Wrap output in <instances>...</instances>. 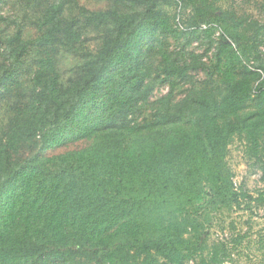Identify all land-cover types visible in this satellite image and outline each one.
I'll return each instance as SVG.
<instances>
[{
    "label": "trees",
    "instance_id": "trees-1",
    "mask_svg": "<svg viewBox=\"0 0 264 264\" xmlns=\"http://www.w3.org/2000/svg\"><path fill=\"white\" fill-rule=\"evenodd\" d=\"M124 1L143 9L91 14L102 34L95 50L82 46L80 24L69 19L63 0L49 3L33 22L42 30L39 47L81 67L68 84L41 89L18 109L9 143L48 150L97 141L46 162L40 152L19 160L0 140V264H170L204 252L199 213L207 197L233 195L226 162L232 140L264 133V81L253 94L258 76L242 63L264 45V24L193 0L191 24L221 21L230 28L216 42L209 80L175 102L174 84L188 81L195 67L166 57L150 78L142 60L162 28L157 0ZM28 45L22 43L16 59ZM17 68L14 61L0 70V92L15 82ZM216 72L223 81L214 90ZM157 79L171 83V92L138 123ZM252 101L260 108L245 111ZM192 115V126H182ZM110 132H135L139 140L116 142Z\"/></svg>",
    "mask_w": 264,
    "mask_h": 264
},
{
    "label": "rangeland",
    "instance_id": "rangeland-1",
    "mask_svg": "<svg viewBox=\"0 0 264 264\" xmlns=\"http://www.w3.org/2000/svg\"><path fill=\"white\" fill-rule=\"evenodd\" d=\"M59 1L61 0H0V70L14 61L18 64L17 79L9 89H2L0 92V140L10 145L15 158L19 160L40 152L43 161L47 162L48 159L82 151L97 141L96 138H90L68 142L60 148L48 150H40L32 143L8 141L18 109L29 104L41 89L51 91L55 85L68 84L81 67V61L49 47L41 48L36 42L42 30L33 24L34 20L49 3ZM63 1L69 19L80 24L82 46L90 50L97 49L102 38L100 29L90 20L93 12L133 14L143 9L124 0ZM209 2L213 9H219L223 13L233 12L239 18L264 24V0ZM157 4L162 21V28L158 32L159 40L148 47L142 61L146 63L150 78H157L160 72L158 70L166 57L169 62L177 61L181 65L195 67L189 71L191 78L188 81L174 84V101L179 102L189 88L194 85L203 86L209 80L216 62V42L222 36L226 37V29L230 26L221 21L191 24L193 0H157ZM18 35L21 40L17 38ZM22 43L29 45L23 56L16 59L15 54L17 55ZM242 61L247 68H244L245 71L258 76L253 83L254 94L264 81V70L259 67L264 62V45H260L259 51L243 56ZM158 80L150 102L145 107L146 111L136 118L138 123L150 118L158 106L156 103H161L171 92V83L159 84ZM221 81V72H216L211 82L214 90L222 86ZM259 108L252 101L245 111H256ZM192 119L193 115L186 117L182 126L191 127ZM112 135L116 142L120 140L127 145L131 140H139L135 132ZM226 162L232 174L233 195L223 199L212 195L217 200L207 197L204 209L199 213L203 221L201 233L207 237V249L170 264H264V133L256 136L245 132L236 135L229 146ZM47 164L51 166V163ZM245 195L250 197L243 198ZM159 264L169 263L160 261Z\"/></svg>",
    "mask_w": 264,
    "mask_h": 264
}]
</instances>
